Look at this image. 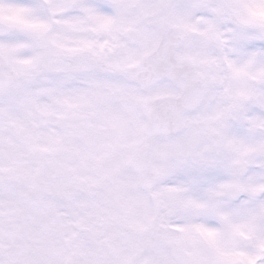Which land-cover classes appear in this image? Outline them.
I'll use <instances>...</instances> for the list:
<instances>
[{
	"label": "snow or ice",
	"instance_id": "obj_1",
	"mask_svg": "<svg viewBox=\"0 0 264 264\" xmlns=\"http://www.w3.org/2000/svg\"><path fill=\"white\" fill-rule=\"evenodd\" d=\"M0 264H264V0H0Z\"/></svg>",
	"mask_w": 264,
	"mask_h": 264
}]
</instances>
